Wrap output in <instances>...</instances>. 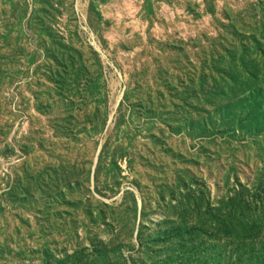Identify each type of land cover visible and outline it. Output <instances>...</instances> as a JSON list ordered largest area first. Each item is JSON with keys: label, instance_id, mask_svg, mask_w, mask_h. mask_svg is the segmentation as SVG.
Wrapping results in <instances>:
<instances>
[{"label": "rangeland", "instance_id": "obj_1", "mask_svg": "<svg viewBox=\"0 0 264 264\" xmlns=\"http://www.w3.org/2000/svg\"><path fill=\"white\" fill-rule=\"evenodd\" d=\"M0 264H264V0H0Z\"/></svg>", "mask_w": 264, "mask_h": 264}]
</instances>
